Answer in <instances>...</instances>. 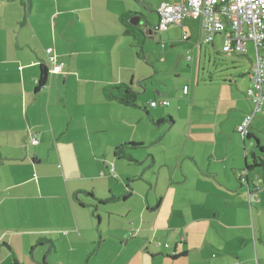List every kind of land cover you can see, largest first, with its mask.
<instances>
[{
	"label": "crops",
	"instance_id": "0c3cea01",
	"mask_svg": "<svg viewBox=\"0 0 264 264\" xmlns=\"http://www.w3.org/2000/svg\"><path fill=\"white\" fill-rule=\"evenodd\" d=\"M163 3L180 2L0 0V264H264V105L249 138L237 130L253 110L252 66L214 74L201 63L210 53L197 47L199 28L194 40L184 30L197 51L191 74L208 78L188 94L179 85L158 93L170 103L152 106L157 91L146 93L161 71L147 40L163 31L127 35L119 18L136 12L157 25ZM217 36L225 44L217 34L214 48ZM245 56L253 65L250 49ZM42 64L48 81L37 90ZM115 83H131L138 105L106 100ZM131 142L141 145L129 157L116 153ZM98 200L123 201L140 217L160 216L168 202L172 243L151 252L144 222L132 221L109 261V235L86 210Z\"/></svg>",
	"mask_w": 264,
	"mask_h": 264
},
{
	"label": "rangeland",
	"instance_id": "374dc122",
	"mask_svg": "<svg viewBox=\"0 0 264 264\" xmlns=\"http://www.w3.org/2000/svg\"><path fill=\"white\" fill-rule=\"evenodd\" d=\"M153 20L155 21V17ZM197 28H199V21L188 19L184 21L183 26L181 24H171L168 31H163L156 36L159 40H147L148 45L151 47L149 50L158 55L159 61L157 60L155 63L156 67L161 71L155 79L157 83L156 87L151 86L150 90L146 93L147 95L154 94V91H157V94H155L154 97L158 100V93L166 94L168 92H174L178 85L180 89H183L185 84L190 87L189 89H192V87L195 86L197 79L200 84H204V80L208 78L209 74L205 72L203 76H199L200 78H197L196 74H194V76L191 74V61L195 59L197 51L196 54L195 52L192 53L191 49L194 47H188V41L182 39L183 31L186 30L188 33L190 32L193 37L192 40H194V38H196V32L198 31ZM163 44L165 47L162 46ZM204 45L206 46L208 53H210V59L208 57L209 55L205 56L203 53L201 62L202 66H205L216 75L222 73L228 76L230 74H238V72L243 70L249 71L252 66L251 59L248 56L225 51L221 36L216 37L215 48L211 44ZM252 45L253 43H248L250 55L254 57L255 53L252 51ZM189 55L193 57L192 60H189ZM240 82H242V79ZM168 98L169 101L170 97ZM149 108L155 110V108ZM151 197L152 199H155L156 197L154 190H152ZM94 208H98V212H95V215L93 214L95 211ZM86 210H89L93 215L92 220L96 230L99 229L101 231L104 229L105 232H101L103 238H107L106 235H109V261L112 257H115L119 247L122 246L119 245L121 242L120 240L127 234L124 225L130 226L132 221H135L138 225L144 222L145 228L142 230L141 236L146 238L145 244H147V247L151 252L155 249L158 242H161L164 245L166 243H172V238H169L168 235L174 228L169 220L172 208L168 202L165 203L160 216H158V213L146 211L145 216L141 215L140 217L137 215V212H131L128 204L123 201H114L109 204H95L94 207H90ZM101 215L103 223H101ZM134 215L136 217H134ZM121 223L123 225H121ZM152 226L153 229L152 232H150ZM79 229L80 234H83V230L81 228ZM97 234L99 235L100 233ZM129 235L130 233L128 232V236ZM214 253L217 255L216 253L218 252L214 251ZM21 256L24 258V252H21Z\"/></svg>",
	"mask_w": 264,
	"mask_h": 264
},
{
	"label": "built area",
	"instance_id": "2783aa9c",
	"mask_svg": "<svg viewBox=\"0 0 264 264\" xmlns=\"http://www.w3.org/2000/svg\"><path fill=\"white\" fill-rule=\"evenodd\" d=\"M180 3H163L158 8V31H165L171 24H183L186 19L199 21V39L197 47L211 44L217 34L225 36L224 50L248 55V43L255 48V59L250 71L251 87L248 90L253 110L247 114L238 126V132L246 138L249 135L251 121L255 114L262 111L264 105V0H178ZM183 40L188 39L184 31ZM52 72H59L62 63L58 61L53 48L46 50ZM192 60V56H188ZM185 94L189 87H183ZM168 105L169 101L153 100L152 106ZM32 144H38L40 135L31 132ZM244 180L245 178H241ZM160 245V242L157 243ZM240 264V263H236Z\"/></svg>",
	"mask_w": 264,
	"mask_h": 264
},
{
	"label": "trees",
	"instance_id": "16d2710c",
	"mask_svg": "<svg viewBox=\"0 0 264 264\" xmlns=\"http://www.w3.org/2000/svg\"><path fill=\"white\" fill-rule=\"evenodd\" d=\"M138 17L143 18V15L134 12H128L120 16V21L123 24V27L125 28V33L127 35L132 36H140L143 35L144 32L139 29L134 24V19H137ZM145 19V18H144ZM48 74L49 70L46 64H42L41 66V75L39 79V83L37 85V90L42 89L46 86L48 81ZM104 97L108 101H119L125 105L129 106H137L138 105V91L133 87V85L130 83H115L111 85H107L104 88ZM250 135H248L246 138H249ZM141 144L139 143H125L121 146H119L116 149V153L120 156L129 157L126 153L127 148L130 147H138ZM263 151L264 148L260 147ZM255 165H258V163L255 161ZM104 200H98V204H104Z\"/></svg>",
	"mask_w": 264,
	"mask_h": 264
},
{
	"label": "water",
	"instance_id": "95a60500",
	"mask_svg": "<svg viewBox=\"0 0 264 264\" xmlns=\"http://www.w3.org/2000/svg\"><path fill=\"white\" fill-rule=\"evenodd\" d=\"M134 24L141 29L144 33L146 32V29H148L150 27V29H156L158 32V24L155 25L151 22H149V20L147 19H142L141 17H138L135 21ZM142 27L144 28V30L142 29ZM261 157H258V159H260Z\"/></svg>",
	"mask_w": 264,
	"mask_h": 264
}]
</instances>
